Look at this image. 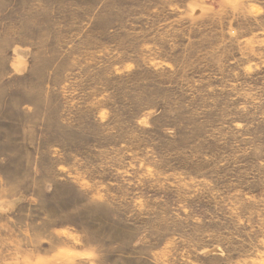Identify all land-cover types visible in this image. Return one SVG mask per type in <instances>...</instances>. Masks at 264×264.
Listing matches in <instances>:
<instances>
[{
  "label": "rangeland",
  "instance_id": "obj_1",
  "mask_svg": "<svg viewBox=\"0 0 264 264\" xmlns=\"http://www.w3.org/2000/svg\"><path fill=\"white\" fill-rule=\"evenodd\" d=\"M0 264H264V0H0Z\"/></svg>",
  "mask_w": 264,
  "mask_h": 264
}]
</instances>
